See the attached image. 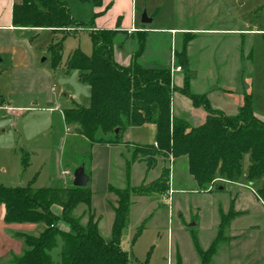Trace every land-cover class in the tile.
I'll return each instance as SVG.
<instances>
[{
    "label": "rangeland",
    "instance_id": "374dc122",
    "mask_svg": "<svg viewBox=\"0 0 264 264\" xmlns=\"http://www.w3.org/2000/svg\"><path fill=\"white\" fill-rule=\"evenodd\" d=\"M61 1L76 21L92 19L97 25L103 20L107 23L116 14L113 10L94 15L98 6H94L92 0ZM133 7V25L137 29L141 26L160 30L178 28L172 39L169 33L151 36L143 56L147 60H142V64L148 65V60L155 55L160 62L166 53L165 42L173 58V50L179 48L183 39L184 42L187 40L188 66L179 72H171L173 85L181 88L183 76L187 75L190 92L204 93L208 100L209 94L213 104L225 113H233L236 109L233 100L240 97L235 92L244 88L243 93L250 94L253 111L264 117V0H133ZM143 8L152 18L149 24L143 25L139 21ZM194 28L216 31L195 32ZM226 29L246 31L221 32ZM23 34L30 40L40 65L52 69L53 99L51 103L40 101L24 110L14 107L8 114L0 111V186H70L74 169L84 163V170L91 177L87 184L91 189V209L88 211L84 204H78L72 213L80 217L81 223L92 213L100 235L108 241L112 208L117 200L109 187L125 188L127 184L137 187L149 183L159 176L163 166H167L166 192L151 191L146 195L131 196L127 224L122 229L119 243L129 256V264H200L195 242L201 250L208 248L217 233L220 213L228 211L237 192L239 199L235 209L241 211L247 207L248 212L231 221L224 232L237 236L219 243L209 264H264V210L260 205H250L251 199L254 200L250 190L232 189L228 185L218 190L217 186H224L226 182L219 180L206 190H199L187 172L185 157L175 160L163 152L134 154V144L123 141L122 137V147L98 144L90 147L87 139L75 132L73 125L63 121V108L90 104L88 84L78 79L77 70L66 71L64 68L72 49L79 48L87 55L91 53L87 29L65 36L61 62L54 68L48 50L52 42L51 31L41 29ZM135 45V36L114 38L116 51L133 52ZM224 87L233 90L229 102L220 94ZM181 100L188 102L183 94L174 91L171 110L173 105L172 115L184 119L188 114L183 112ZM188 119L189 123L193 122L192 118ZM122 136L134 143L151 145L155 140V125L148 123L126 129ZM149 156L153 162L147 159ZM135 161L143 164L133 165ZM248 163L246 156L242 161L243 176ZM50 210L57 218L55 225L68 230L67 222L61 218V207L52 204ZM41 229V225L31 223H5L0 214V264H16L12 258L26 250L17 232L37 235ZM58 252L59 247L52 250L55 261Z\"/></svg>",
    "mask_w": 264,
    "mask_h": 264
},
{
    "label": "trees",
    "instance_id": "16d2710c",
    "mask_svg": "<svg viewBox=\"0 0 264 264\" xmlns=\"http://www.w3.org/2000/svg\"><path fill=\"white\" fill-rule=\"evenodd\" d=\"M92 1L94 6H100L102 2ZM11 22L15 27L51 31L52 42L48 50L52 54V68L61 62L65 36L87 29L92 44L91 53L87 55L79 48L72 49L64 68L66 71L77 70L78 79L88 84L90 104L87 107L74 104L63 108L61 116L66 124L74 126L78 135L87 139L90 147L95 144H121L122 132L127 128L152 123L155 125L154 143L134 144V154L163 152L173 159L185 157L187 172L199 190H206L218 180H242L264 205V119L254 113L250 94L243 93L242 103L236 111L225 114L214 108L204 93L190 92L187 75L183 76L181 88L174 86L171 62L157 67L138 62L144 50L146 31L133 33L136 49L129 63L122 65L114 58V38L120 31L119 27L95 28L92 19L76 21L61 0H13ZM186 42L183 39L179 48L172 52L173 64L181 69L188 66ZM174 91L188 97L195 108L204 110L202 123L192 126L172 115L171 95ZM246 156L249 163L243 176L242 161ZM168 180V167L163 166L159 176L149 183H141L137 187L129 184L125 188L109 187L117 200L112 208L113 221L108 241L100 235L92 213L84 223L72 213L78 204H84L90 211L91 189L88 185L0 186V204L3 206L5 223L42 226L37 235L17 232L27 248L21 255L14 256L12 262L129 264V256L119 243L122 229L127 224L131 196L146 195L151 191L164 193ZM52 204L61 207V218L67 222L68 230L55 225L57 218L50 210ZM236 214L231 205L227 212L220 213L217 233L206 250H201L198 242H195L200 264H209L219 243L230 241L231 237L224 231ZM56 247H59L57 261L52 258V250Z\"/></svg>",
    "mask_w": 264,
    "mask_h": 264
},
{
    "label": "crops",
    "instance_id": "0c3cea01",
    "mask_svg": "<svg viewBox=\"0 0 264 264\" xmlns=\"http://www.w3.org/2000/svg\"><path fill=\"white\" fill-rule=\"evenodd\" d=\"M12 3L13 0H0V111H4L7 114L12 111V108H17L18 110H24L29 108L30 105H37L40 101L51 103L53 99V73L52 69H48L45 66L40 65L37 57V53L34 51V48L31 45L30 40L23 34L26 31H34V30H41V28H22V27H15L12 25L11 22V13H12ZM115 10L116 14L114 17H110L106 22L97 23L94 25L95 28H116L119 27V32L116 34L115 37L125 38V36H133L132 34L135 33L137 30H145L147 31V35L145 38V46L142 54L138 57V62L142 64V60H147L145 55L147 41L150 40V37L153 35H159V33H169L170 38L172 39L173 35L178 32V28L171 27L168 29H155L141 26L140 28H136L133 25V19L135 14V7H133V0H102L101 5L95 8L94 14H102L105 12H111ZM140 21V20H139ZM141 23V22H140ZM151 23V22H150ZM143 24V23H141ZM149 24V23H147ZM144 25V24H143ZM48 30V29H46ZM163 30V32H162ZM166 30V32H164ZM195 32L197 31H209L213 32L216 31L215 29H203V28H194ZM245 32L246 30L243 29H226L221 32ZM190 44V43H189ZM165 55L160 62L157 61L158 58L153 56L150 60H148L149 64L144 66H163L170 62V53L171 50L167 51V42H165ZM136 46V45H135ZM189 47V45H188ZM131 52L122 53L120 51H116L114 49V58L115 61L122 64L127 65L131 59ZM179 72V71H177ZM192 77H190L191 80ZM243 88V87H242ZM243 92L245 89L243 88L242 91H238L240 97L236 100H233L234 106L237 109L238 106L242 103ZM222 98L229 102L231 95L233 94V90L227 88H221L220 92ZM185 96V95H183ZM186 97V96H185ZM209 102L214 108H218L223 111L222 108L214 105L210 95L208 94ZM188 98V97H186ZM232 99V98H231ZM182 101V108L188 115H185L184 120L189 123L188 118H192V123L189 124L192 126L199 125L203 122L205 112L201 108H195L190 99L188 98V102ZM10 104V105H8ZM45 109H53V107H45ZM233 111V113L236 111ZM173 111V105H172ZM224 112V111H223ZM225 113V112H224ZM233 113H225V114H233ZM255 113V112H254ZM258 115L257 113H255ZM259 117L263 118L262 116L258 115ZM197 120V121H196ZM144 126V125H142ZM140 126V127H142ZM134 127H130L127 129H132ZM123 141H128L132 144H142V143H134L130 141L125 136H122ZM122 147V144H117ZM115 146V145H113ZM176 160V159H175ZM140 161V160H139ZM135 161L133 165L143 164L142 162ZM132 165V166H133ZM88 177L90 176L87 173ZM73 179V177H72ZM91 177L88 179L90 182ZM87 182V184H88ZM226 185L232 187V189H237L238 187L241 189H248L250 193L253 194L254 200L251 199V204L253 206L260 205V207L264 210V205L260 200L256 198L254 192L250 187L245 185L242 180L236 182H225L224 186L219 185L218 190H221L222 187ZM238 192L234 195L231 199L228 208L230 205L232 209L237 213L228 223V228L230 226L231 221L235 219L237 216L247 213V207L244 210L235 209V205L238 202ZM221 208V207H218ZM227 208V209H228ZM4 210H0V214L3 217ZM230 236L231 239L236 237V234L227 235Z\"/></svg>",
    "mask_w": 264,
    "mask_h": 264
},
{
    "label": "water",
    "instance_id": "95a60500",
    "mask_svg": "<svg viewBox=\"0 0 264 264\" xmlns=\"http://www.w3.org/2000/svg\"><path fill=\"white\" fill-rule=\"evenodd\" d=\"M151 21H152V18L146 15V11L143 8L140 13V22L143 24H147V23H150ZM117 132H118V129L116 128L115 133ZM72 177H73L72 179L73 186L84 187L87 185L89 177L84 170V163H81L78 167L74 169ZM191 225H193V223Z\"/></svg>",
    "mask_w": 264,
    "mask_h": 264
},
{
    "label": "built area",
    "instance_id": "2783aa9c",
    "mask_svg": "<svg viewBox=\"0 0 264 264\" xmlns=\"http://www.w3.org/2000/svg\"><path fill=\"white\" fill-rule=\"evenodd\" d=\"M171 66H170V72H174V71H179V70H181V68H180V66H175L174 64H173V61H172V58H171Z\"/></svg>",
    "mask_w": 264,
    "mask_h": 264
}]
</instances>
